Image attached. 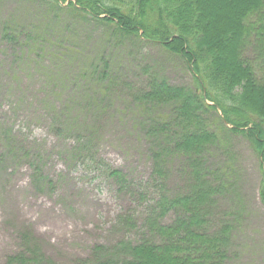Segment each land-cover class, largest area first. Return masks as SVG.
Segmentation results:
<instances>
[{"label":"rangeland","instance_id":"rangeland-1","mask_svg":"<svg viewBox=\"0 0 264 264\" xmlns=\"http://www.w3.org/2000/svg\"><path fill=\"white\" fill-rule=\"evenodd\" d=\"M112 31L48 0H0V264H94L83 259L96 246L111 253L120 241L155 240L148 220L157 216L162 189L150 147L171 146L192 128L176 125L153 141L148 126L166 109L140 114L135 93L157 76L193 88L192 65L158 42ZM256 52L250 45L243 56ZM218 112L203 114L201 129L217 138L202 152L200 188L228 186L213 204L198 206L207 213L203 232L233 224L226 264H264V168L245 136L222 128ZM166 158V195L190 192L186 158ZM115 257L117 264L132 258L124 251Z\"/></svg>","mask_w":264,"mask_h":264},{"label":"trees","instance_id":"trees-1","mask_svg":"<svg viewBox=\"0 0 264 264\" xmlns=\"http://www.w3.org/2000/svg\"><path fill=\"white\" fill-rule=\"evenodd\" d=\"M48 1L75 15L84 13L105 21L113 27L112 32L123 37L141 36L158 42L192 65L195 82L193 88L176 87L157 76L146 90L135 93L140 114L147 112V107L153 112L157 105L163 106L162 112L166 109L164 115H158L163 120L156 126L147 123L153 141L176 125L192 128L172 137L171 146L150 147L153 174L162 189L155 203L157 216L148 220V230L155 240L141 237L136 244L120 241V248H112L111 253L108 247L96 246L92 258L83 262L117 264L115 256L124 251L132 258L122 264H226L233 224L224 223L206 234V212L198 210L200 205L213 204L228 186L223 181L200 188L202 177L207 176L201 172L206 163L202 152L217 138L215 131L201 127L207 126L205 112L219 111L222 128L245 136L264 168V0ZM4 29L3 37L10 38V31ZM250 45L257 47V52L245 58L243 52ZM91 70L97 72L96 63ZM140 123L142 127L146 124L143 120ZM174 154L186 158L183 173L189 177L190 192L169 196L165 193L164 160ZM109 173L121 182L126 180L116 171ZM37 179L39 183L42 177ZM260 194L264 201V188ZM180 210L189 214L186 220L167 217ZM105 252L114 258L104 256Z\"/></svg>","mask_w":264,"mask_h":264}]
</instances>
